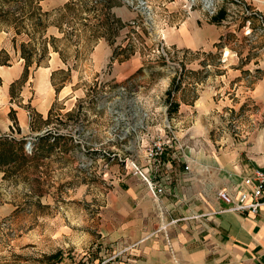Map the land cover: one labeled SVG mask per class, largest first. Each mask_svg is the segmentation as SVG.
Instances as JSON below:
<instances>
[{
  "label": "rangeland",
  "instance_id": "374dc122",
  "mask_svg": "<svg viewBox=\"0 0 264 264\" xmlns=\"http://www.w3.org/2000/svg\"><path fill=\"white\" fill-rule=\"evenodd\" d=\"M71 1L41 6L54 13ZM122 2L110 13L127 25L112 44L76 30L80 43L71 33L67 64L58 55L52 86L18 81L6 99L0 93V137L23 140L28 156L21 175L0 169V264H144L142 246L120 235L124 208L137 201L123 196L119 181L130 161L140 167V137L147 147L157 123L164 120L165 134L172 127L176 113L167 116L166 90L173 79L180 84L172 100L178 109L191 107L202 152L264 161V0ZM219 10L226 17L214 24ZM81 15L95 23L91 12ZM66 16L70 33L76 17ZM49 29V36L62 37ZM117 47L130 48V58L111 60ZM14 52L2 50L0 59L24 67ZM46 132L63 139L32 158L36 138Z\"/></svg>",
  "mask_w": 264,
  "mask_h": 264
},
{
  "label": "crops",
  "instance_id": "0c3cea01",
  "mask_svg": "<svg viewBox=\"0 0 264 264\" xmlns=\"http://www.w3.org/2000/svg\"><path fill=\"white\" fill-rule=\"evenodd\" d=\"M99 46L107 53L103 42ZM2 50L16 55L10 39L0 32ZM58 62L57 53L50 55L49 65L28 74L24 86L27 81L35 87L52 86L51 74L61 68ZM22 74L20 61L8 67L0 65L3 99ZM191 112L190 106L179 107L167 134L164 120L163 126L155 120L158 132L152 139L170 140L159 163H147L144 151L139 157L140 167L150 178L166 186L165 194L152 199L145 183L130 169L119 181L123 196L131 203L137 201L124 208L120 235L130 239L129 246H142L144 264H264V204L256 214L229 213L222 211L228 205L216 196L219 190L237 196L241 180L253 169L264 170V161L248 160L245 164L235 155L216 157L202 152L195 143ZM145 142L142 135L138 146L145 148Z\"/></svg>",
  "mask_w": 264,
  "mask_h": 264
},
{
  "label": "trees",
  "instance_id": "16d2710c",
  "mask_svg": "<svg viewBox=\"0 0 264 264\" xmlns=\"http://www.w3.org/2000/svg\"><path fill=\"white\" fill-rule=\"evenodd\" d=\"M41 2L43 0H0V32L11 34V42L13 49L19 51V57L23 60V74L20 79L21 84L25 83V79L31 68L39 69L44 67V62L48 60L50 53H57L63 63L67 64V50L70 46L71 33L75 34V45L80 43V35L76 34V30H90L91 41L96 42L104 39L109 44L113 43L114 38L119 33V29L126 26L122 20L110 13V10L124 3L122 0H73L65 4L62 8L56 9L54 13L44 11ZM91 8H90V7ZM72 11L76 17L71 25L74 30L67 32L64 28L67 20L66 13ZM91 12L94 17V24H89L90 20L82 19V13ZM54 16V18H52ZM226 17L224 11L219 10L210 18L214 24H220ZM85 23V24H84ZM56 28L62 37L49 36L48 29ZM78 27V28H76ZM17 43L18 46H17ZM75 52L78 54V48ZM76 54V57H77ZM132 52L130 48L122 49L117 47L112 53L111 60L123 62L130 58ZM8 60V56L6 59ZM0 65L6 66L5 62L0 59ZM54 75H51L52 82ZM1 84V81H0ZM10 86V92L14 85ZM176 84L173 79L166 90L167 116L177 113L178 104L172 100V93L176 92L180 82ZM56 86L55 84H53ZM58 91V88H56ZM70 115V114H68ZM63 137L53 135L50 132L37 137L34 142L32 158L42 155L46 152L48 155L60 144ZM28 156L24 153L23 140L15 141L13 138L0 137V169L3 174H12L14 176L23 174L24 163ZM59 254L47 256V259L58 258Z\"/></svg>",
  "mask_w": 264,
  "mask_h": 264
},
{
  "label": "built area",
  "instance_id": "2783aa9c",
  "mask_svg": "<svg viewBox=\"0 0 264 264\" xmlns=\"http://www.w3.org/2000/svg\"><path fill=\"white\" fill-rule=\"evenodd\" d=\"M169 142V139L167 141L162 138L152 139L150 144L144 148V157L147 163L151 165L159 163ZM130 163L134 175H138L142 179L152 199L158 198L168 191L165 185L152 180L148 173L141 167L136 166L132 161ZM241 183L242 186L237 196L230 195L225 190H219L216 193L217 198L228 205L222 211L229 213L250 212L256 214L264 204V170L253 169L246 174L241 180Z\"/></svg>",
  "mask_w": 264,
  "mask_h": 264
},
{
  "label": "water",
  "instance_id": "95a60500",
  "mask_svg": "<svg viewBox=\"0 0 264 264\" xmlns=\"http://www.w3.org/2000/svg\"><path fill=\"white\" fill-rule=\"evenodd\" d=\"M31 142H29L27 145H26V149H30L31 148Z\"/></svg>",
  "mask_w": 264,
  "mask_h": 264
}]
</instances>
